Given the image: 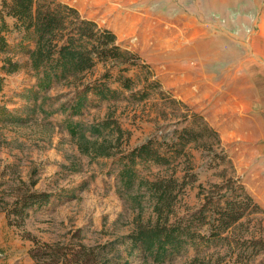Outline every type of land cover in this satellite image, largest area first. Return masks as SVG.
<instances>
[{
    "label": "rangeland",
    "instance_id": "obj_1",
    "mask_svg": "<svg viewBox=\"0 0 264 264\" xmlns=\"http://www.w3.org/2000/svg\"><path fill=\"white\" fill-rule=\"evenodd\" d=\"M57 1L73 7L83 18H92L99 27L118 33L119 39L127 44L121 45L123 49L133 51L147 46L146 40L139 41V36L132 32L131 24L126 31L120 32L114 21L101 17L96 13L97 9L90 8L96 6L90 5L93 0H81L84 3L88 1L87 6L80 0ZM193 5L190 0L189 7ZM20 53H27L24 46ZM142 55L147 61L146 50ZM16 56L12 52L0 54L2 66L10 57L15 62L22 61L25 68L21 74L12 75L9 83H3L0 94V264H36L28 254L31 242L22 240L23 231L9 226L5 213V209L19 197L32 192L52 195L47 204L28 210L23 228L42 242L82 243L95 248L100 260L107 259L110 264H190L196 259L203 264L234 262L236 256L226 246L209 249L188 246L163 262H155L140 249L133 248L126 237L139 224L156 221L155 202L145 188H138L139 180L153 181L165 174L164 168L139 165L135 187L125 189L119 183V167L114 160L96 157L91 151L85 152L86 145L70 133V128L76 124L90 127L112 116L123 130L130 133L129 142H123L122 146L128 149L162 132L182 131L184 128L201 131L200 122L192 116L197 113L195 105L181 99L175 89L165 87L163 62L153 64L152 71L156 77H148L149 83L159 80L163 92L153 90L150 99L133 103L126 101L131 95L129 92H121L116 99L108 101L90 94L76 114L70 109L75 99L74 92L82 89V85L99 79L105 73L106 65H98L92 72L42 90L34 81V74L28 71L27 62ZM146 73L138 67L126 75L135 79L138 89H143L148 76ZM111 87L117 89L118 85L112 84ZM184 116H188L187 121L183 120ZM260 127L259 120L253 115V132ZM86 136L89 143L95 141L89 134ZM229 139L227 142L221 140V148L232 166L223 164L216 169L209 166L213 154L203 148H195L202 142L215 144V138L206 135L193 144L191 153L199 183L205 187L209 183H220L222 174L239 178L247 192L264 209V173H260L261 166L254 157L255 141L250 140L242 129L239 133H229ZM95 142L101 143L102 140ZM198 192L197 186L186 190L178 207L181 215L184 214V205L191 208L199 206L201 198ZM251 226L259 229L258 237L264 238L261 216L254 219Z\"/></svg>",
    "mask_w": 264,
    "mask_h": 264
},
{
    "label": "trees",
    "instance_id": "obj_2",
    "mask_svg": "<svg viewBox=\"0 0 264 264\" xmlns=\"http://www.w3.org/2000/svg\"><path fill=\"white\" fill-rule=\"evenodd\" d=\"M15 20L13 29L24 37L33 35L36 47L28 54L38 86L48 90L54 84L68 82L91 72L98 63H108L105 73L93 82L76 90L70 109L78 113L90 94L108 101L117 98L121 92L131 93L128 102H142L150 99L153 90L163 92L159 80L149 83L153 71L137 53L123 49L116 35L101 28L92 20L83 18L79 12L57 0H3L0 9V54L10 52L7 35L12 31L7 19ZM141 67L148 75L146 85L138 89L135 79L128 73ZM20 65L12 58L5 59L2 71L13 74ZM4 78L0 77V92ZM118 85L117 89L111 87ZM200 122L202 130L182 131L175 129L150 136L142 144L123 149V142L130 139V133L123 130L112 116L90 127L76 124L70 128L74 138L85 144V152L96 157L115 159L119 167L118 180L125 189H132L138 179L139 165H152L164 168L165 174L155 180H139L138 188H145L155 202L153 211L156 221L139 224L127 240L132 247L140 249L155 262H163L168 256L183 252L188 246L210 247L226 246L235 260L230 264H264V238L258 237L257 228L251 223L261 216L264 209L247 192L239 178L220 175V183H209L205 187L199 183V174L193 162V144L206 135L215 138V144L199 143L195 148H203L213 154L210 168L223 164L232 166L221 148L222 141L216 130L211 128L201 114L192 115ZM188 116L183 120L187 121ZM87 134L95 141L88 142ZM196 148V149H197ZM199 189L201 202L198 207L184 205V214L178 212L181 197L186 190ZM52 198L50 193L32 192L19 197L5 209L8 224L23 231L22 240L31 242L29 256L36 264H110L100 260L95 248L80 243L49 244L42 242L25 231L24 225L29 209L41 207ZM233 256V257H234ZM231 259H233L231 257ZM190 264H203L196 259Z\"/></svg>",
    "mask_w": 264,
    "mask_h": 264
},
{
    "label": "crops",
    "instance_id": "obj_3",
    "mask_svg": "<svg viewBox=\"0 0 264 264\" xmlns=\"http://www.w3.org/2000/svg\"><path fill=\"white\" fill-rule=\"evenodd\" d=\"M101 1H90L100 7L90 8L114 21L120 32L132 25L139 41H147L144 49L132 52L142 58L146 50L148 60L142 59L151 69L163 62L165 87L195 105L221 140L227 142L229 133L242 129L255 141L254 157L264 173V0H191L194 8L189 7L190 0ZM87 2L82 3L87 6ZM7 22L12 29L7 35L10 52L23 58L35 75L28 54L36 47L34 36L24 37L14 30V19ZM112 32L120 45L127 46ZM23 46L25 55L20 53ZM18 63L20 70L13 74L7 75L1 68L5 83L25 69L22 61ZM101 64L109 67L98 63L94 69ZM253 115L261 125L254 132Z\"/></svg>",
    "mask_w": 264,
    "mask_h": 264
},
{
    "label": "bare ground",
    "instance_id": "obj_4",
    "mask_svg": "<svg viewBox=\"0 0 264 264\" xmlns=\"http://www.w3.org/2000/svg\"><path fill=\"white\" fill-rule=\"evenodd\" d=\"M96 1V0H95ZM97 1H99V2H103V1H101V0H97Z\"/></svg>",
    "mask_w": 264,
    "mask_h": 264
}]
</instances>
